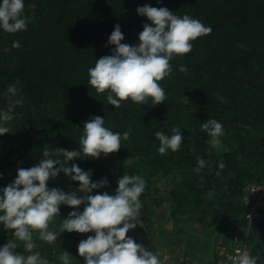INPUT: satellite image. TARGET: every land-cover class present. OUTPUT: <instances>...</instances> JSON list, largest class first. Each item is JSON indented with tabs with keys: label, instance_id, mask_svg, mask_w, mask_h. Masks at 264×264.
I'll list each match as a JSON object with an SVG mask.
<instances>
[{
	"label": "trees",
	"instance_id": "obj_1",
	"mask_svg": "<svg viewBox=\"0 0 264 264\" xmlns=\"http://www.w3.org/2000/svg\"><path fill=\"white\" fill-rule=\"evenodd\" d=\"M24 5L27 30L10 34L0 28V111L9 108L10 99L23 98L7 125L10 132L0 136V189L14 183L18 168L38 166L45 149L61 160L55 149L79 151L84 123L100 116L111 131L123 136L131 130V135L116 153L68 161L69 167L89 171L92 182L107 179L108 185L91 195L114 193L125 174L143 177L141 224L134 232L150 235L153 218L162 216L158 208L166 200L159 187L164 177L172 229L190 242L201 236L197 230L212 228L215 240L223 238L224 243L235 229H247L253 256L264 264V204L249 225L245 202L248 185L264 183V0H24ZM144 5L167 7L181 18L188 15L212 31L192 41L190 53L170 61V75L159 82L164 102L138 106L129 99L117 109L108 104L106 93L89 84L88 69L111 54L115 46L108 40L117 24L124 35L121 43L139 44L143 25L151 24L136 11ZM14 41L21 47L14 48ZM182 66L186 72L179 70ZM9 86L16 87L15 96ZM209 119L223 125L219 148L212 147L202 130ZM173 127L180 128L184 139L178 151L162 155L155 133L171 136ZM197 158L205 161L200 173L194 170ZM67 178L61 172L48 181V188L78 189L79 182L71 179L65 186ZM74 210L60 206L55 220L61 234L53 244L33 233V252L49 264H62L63 252L70 254V264H85L78 245L91 232L61 230ZM185 222L199 227L181 228ZM13 233L0 224V247L15 240ZM15 242L18 249L24 247L23 241ZM217 257L218 252L214 263Z\"/></svg>",
	"mask_w": 264,
	"mask_h": 264
},
{
	"label": "clouds",
	"instance_id": "obj_2",
	"mask_svg": "<svg viewBox=\"0 0 264 264\" xmlns=\"http://www.w3.org/2000/svg\"><path fill=\"white\" fill-rule=\"evenodd\" d=\"M159 2V0H158ZM24 0H2L0 3V28L6 33L15 34L27 30L28 22L24 17ZM140 16H146L151 24L145 23L139 34L138 45L121 43L124 40L119 24L114 26L108 43L114 45L110 55L96 60L95 66L88 69L89 84L97 93L107 94L108 104L121 108L129 99L139 105H153L164 102L167 97L159 82L172 71L170 61L174 56L182 57L192 51L198 37L209 35L211 27H206L200 20L188 15L182 18L167 7L144 5L137 8ZM14 48H20L19 41L13 42ZM186 72L185 67L179 69ZM8 92L15 96L17 89L9 86ZM23 98L9 100V108L0 111V136L10 132L7 126L14 119V109L22 104ZM105 120L94 116L84 123L80 137V150L55 149V155L64 157L53 159V152L45 149L38 166L18 168L14 183L0 189V224L6 230H14L15 240L23 241L25 249L32 254H18L15 240L0 247V264H49L39 252H33V233L48 244L56 242L58 233L50 230L55 218L60 215V206L67 205L76 209L63 219L62 232L89 233L86 240L78 245V254L85 264H162L159 254L149 251L143 244L128 236L141 224L139 219L143 205L140 201L145 192L146 181L139 175H123L118 179L114 194L103 192L91 195L93 190L108 185L106 178L92 182L91 173L78 165L68 166L74 158L96 159L116 153L121 148V141L130 138L131 130L123 133L113 132L105 127ZM202 130L210 137L212 147H221L224 133L222 123L209 119L202 125ZM172 135L155 133L160 146L158 152L166 155L170 149L176 152L184 139L179 127L172 128ZM197 173L205 167V161L197 158ZM59 165V167H55ZM225 164L221 162L219 168ZM72 181L79 182L76 191L64 192L58 188H48V181L60 173ZM77 193H81L79 195ZM85 205L82 212L78 209ZM251 218V217H250ZM233 264H257V257L240 253L233 257ZM62 264H70V254L63 252Z\"/></svg>",
	"mask_w": 264,
	"mask_h": 264
},
{
	"label": "rangeland",
	"instance_id": "obj_3",
	"mask_svg": "<svg viewBox=\"0 0 264 264\" xmlns=\"http://www.w3.org/2000/svg\"><path fill=\"white\" fill-rule=\"evenodd\" d=\"M69 180L70 178L64 180L63 183H65V186H68L67 182ZM167 183L168 180L164 177L159 181L160 192L165 196L166 200H164L158 208L159 214H162V216L159 218L152 217L154 221L153 226L155 227L154 232L150 235L142 236L138 233L136 234L134 230H130L127 235L132 237L137 243L143 244L149 251L158 253L162 264H195L199 261H213L215 253L223 238L218 241L215 240V231L213 232L212 228H204L201 231L197 230L196 228L199 227L197 222L192 224L191 222H185V226H180L181 228H189L188 230L190 231L196 229L198 232H201L200 237L196 236L190 242L186 241L187 238H184L183 234L176 232L174 230L175 228L172 229V221L169 219L170 212L168 208L170 202L166 197L168 192ZM68 189L70 192L77 190V188L73 186H68ZM107 193L114 194L111 192ZM77 194L78 196L82 195L81 193ZM260 203L264 204V199ZM59 229V224L57 220H55V223L50 225V230L59 234ZM94 235L95 233L91 232V236ZM15 251L25 256L28 253L25 247L22 249L16 248ZM40 255L43 256L42 254Z\"/></svg>",
	"mask_w": 264,
	"mask_h": 264
},
{
	"label": "built area",
	"instance_id": "obj_4",
	"mask_svg": "<svg viewBox=\"0 0 264 264\" xmlns=\"http://www.w3.org/2000/svg\"><path fill=\"white\" fill-rule=\"evenodd\" d=\"M246 192L245 202L249 207L246 216L250 221V225L253 218L260 215V209L263 205L260 202L264 199V183H250ZM224 241L225 243L221 241L222 244H220L217 249L218 261L216 263H214L213 260L199 261L195 264H233L232 258L237 256V250H239L240 253L246 252L253 256L249 230L235 229L230 235H228V237H226ZM257 264L261 263L257 261Z\"/></svg>",
	"mask_w": 264,
	"mask_h": 264
}]
</instances>
